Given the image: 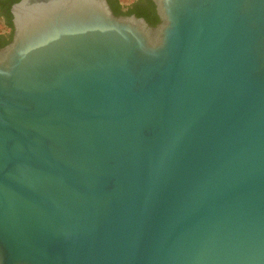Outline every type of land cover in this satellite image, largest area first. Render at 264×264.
<instances>
[{"label":"water","instance_id":"obj_1","mask_svg":"<svg viewBox=\"0 0 264 264\" xmlns=\"http://www.w3.org/2000/svg\"><path fill=\"white\" fill-rule=\"evenodd\" d=\"M19 0L0 48V264H264V0Z\"/></svg>","mask_w":264,"mask_h":264},{"label":"trees","instance_id":"obj_2","mask_svg":"<svg viewBox=\"0 0 264 264\" xmlns=\"http://www.w3.org/2000/svg\"><path fill=\"white\" fill-rule=\"evenodd\" d=\"M19 0H9V5L6 11L3 13V17L0 15V23L9 31L10 35L7 36L8 31H0V48L5 46L12 39L13 23L10 7ZM114 13L117 15H136L143 17L151 25H156L159 22V17L156 12V6L153 0H134L130 4H124L120 0H108Z\"/></svg>","mask_w":264,"mask_h":264},{"label":"flooded vegetation","instance_id":"obj_3","mask_svg":"<svg viewBox=\"0 0 264 264\" xmlns=\"http://www.w3.org/2000/svg\"><path fill=\"white\" fill-rule=\"evenodd\" d=\"M9 5V0H0V15L3 17V13L6 11L7 6ZM13 5V4H12ZM11 5V7H12ZM10 7V12H11ZM10 35V30L7 32V36Z\"/></svg>","mask_w":264,"mask_h":264},{"label":"rangeland","instance_id":"obj_4","mask_svg":"<svg viewBox=\"0 0 264 264\" xmlns=\"http://www.w3.org/2000/svg\"><path fill=\"white\" fill-rule=\"evenodd\" d=\"M124 4H130L134 0H120ZM0 31H8L2 23H0Z\"/></svg>","mask_w":264,"mask_h":264}]
</instances>
